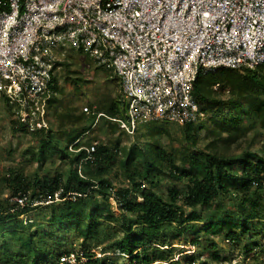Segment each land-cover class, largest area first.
Returning a JSON list of instances; mask_svg holds the SVG:
<instances>
[{"label": "built area", "instance_id": "built-area-1", "mask_svg": "<svg viewBox=\"0 0 264 264\" xmlns=\"http://www.w3.org/2000/svg\"><path fill=\"white\" fill-rule=\"evenodd\" d=\"M68 47L117 75L126 119H109L126 132L196 123L206 116L194 92L198 75L264 64V0H0V99L28 133L49 126L52 77ZM94 149L85 147L89 158ZM23 197L15 195L17 206ZM179 256L149 264H201ZM101 257L67 251L46 264Z\"/></svg>", "mask_w": 264, "mask_h": 264}, {"label": "trees", "instance_id": "trees-1", "mask_svg": "<svg viewBox=\"0 0 264 264\" xmlns=\"http://www.w3.org/2000/svg\"><path fill=\"white\" fill-rule=\"evenodd\" d=\"M66 57L60 61V65L65 70L69 67ZM210 74L213 73L198 75L194 81L197 100L200 104H207V107H201V110L206 116L210 114L207 111L212 112L211 115H223L230 107L236 108L238 112L219 125L217 136L221 141L219 138L209 141L204 148L197 147L196 134L192 132L195 124L184 125L185 140L193 147L184 151L182 155L181 162L187 167L186 170H181L179 165L170 160L171 154L164 147L151 144L148 140L144 144L134 143L128 148L121 149L119 141H116L112 147L105 143L88 142L87 147L90 145L95 147L93 158H89L85 145L80 143L78 133L71 134L66 141H63L60 136H53L50 123L48 128L32 132L39 136L36 152L32 157L41 163L49 152L55 153L58 158L67 160L68 171L53 176H39L36 173L31 180L22 174L13 172L8 174L7 179L14 186L13 192H32L30 197L32 202L23 207L16 205L13 209L10 207L4 209L0 205V235L3 239L0 242V261L2 260L4 264H46L48 257L55 258L53 252L55 253L56 250L45 244V236L40 234L38 229H31L32 224L18 219V216L29 210L33 200L50 201L44 205L46 208L53 206L49 220L52 223L56 222L57 226L65 230H76L84 241L99 237V220L96 214L108 209L109 213L104 218L107 221H119L121 218L119 232L122 233V237L107 245L105 251L129 254L132 264H149L152 261L168 260L174 256V246L168 234L175 230V237H179L185 231L193 233L196 230H204L212 235L225 231L224 236L228 243H234L239 239L237 229L242 228V231L248 232V225L240 223L243 219L238 216H242L246 206L253 202L247 195L251 190L257 193L264 191V146L257 151L254 150L253 154L245 151L235 155L228 149L230 143L243 136L248 129L257 128L264 135V64L254 68H220L212 78ZM59 76L60 71H57L52 77L50 86L52 97L49 101L47 117L49 120L50 105L53 103L63 105L65 110L61 113L56 112L62 129L79 122L83 115H75L73 111L66 109L67 104L56 97L60 91ZM61 76L65 77L66 81L74 82L69 71ZM215 84L227 88L228 102H221V99L215 95V90H218V87L214 88ZM212 102H215V105L212 106ZM123 109L118 99L104 96L99 100V108L96 111L101 113L100 118L108 122V128L115 131L117 127L109 117H120ZM241 117L246 119L247 126L242 128V131H238ZM17 122L21 130L28 133L24 125ZM81 129V135L86 134L90 130V125ZM240 132L243 133L239 134ZM224 134L226 137L222 139ZM69 144H72L71 149ZM117 152H120L121 156L115 163ZM165 162L169 164L165 165ZM78 164L94 165L98 168V173L91 177L81 175L77 171ZM115 164L127 182L126 186L117 189L113 187L110 179L104 176ZM163 171H167L173 178L187 180L186 190L179 191L173 188L168 192L167 197L155 192L153 188L159 184ZM72 193L74 200L67 199L66 197ZM56 194L62 200L59 206H55ZM95 195L102 196L105 200L104 208L97 205L93 210L84 211L82 197L93 198ZM222 196H227L230 200L238 199L241 210L238 213L213 210L209 216L196 210V207L211 208L213 201ZM109 197L115 198L121 210L120 218L115 217L111 211V206L107 202ZM186 207L192 209L186 211ZM127 215L134 218L131 219ZM254 216L256 215L253 212L244 215V218ZM197 223L203 225L197 228ZM41 230L45 232L44 234H49L45 227ZM197 236L187 241V244H181L198 247L200 239ZM162 246L167 248L163 249ZM210 247L215 248L216 245L211 243ZM83 249L85 252H91L86 246ZM212 257L215 260H222L216 250L212 252ZM201 258L200 253L184 257L187 261ZM102 264H114V262L103 261Z\"/></svg>", "mask_w": 264, "mask_h": 264}, {"label": "rangeland", "instance_id": "rangeland-1", "mask_svg": "<svg viewBox=\"0 0 264 264\" xmlns=\"http://www.w3.org/2000/svg\"><path fill=\"white\" fill-rule=\"evenodd\" d=\"M66 56V62L69 64V67L66 69L67 71L63 69L62 66L60 67L61 69L58 70L60 71L58 79L60 91L56 97L67 104L66 109L73 111L75 115H83V117L79 122L62 127L61 129L59 126V117L56 112L61 113V111L65 110V107L53 103L49 107L48 120L53 130V136H60L63 141H66L71 134L78 133L80 143L82 142L85 147H87L86 143L88 142L96 144L105 143L109 147H112L116 141H119L120 149L123 147L128 148L134 143L144 144V142L148 140L151 144L164 147L166 151L171 154L170 160H173L176 165H179L181 170L187 169L181 162L182 155L184 151L191 150L193 147L185 140V124L160 121L149 125H141L132 133H128L114 122L117 128L115 131H112L108 128V122L106 123L100 118L101 113H97L96 109L99 108V100L104 98V96L118 99L120 105H123L126 101V99L122 97L117 75L112 69L97 65L90 56L80 53L77 49L69 48ZM68 71L74 82L66 81L65 77L61 76L63 73L67 74ZM213 74H210L211 78ZM226 92L227 88L225 86H220L218 90H215V95L221 99V102H224L227 101L228 98ZM213 105H215V102H212V106ZM84 107H87L88 111H85ZM201 107L206 108L207 104L201 103ZM207 112L210 114H207V116L194 123V130L192 131L196 134L197 147L200 148H204L209 141L219 138L217 136L219 135V125L230 119L238 110L230 107L220 116L211 115L212 112L210 111ZM120 117L126 119L124 109ZM89 125L90 130L86 134L81 135V127ZM246 126V119L241 117L238 123V131H242L241 129ZM242 133L243 132H240L239 134ZM244 133L245 134L239 137L235 142L230 143L228 150L231 154L238 155L245 151H250L251 154H253L254 150L257 151L263 148L264 135H262L257 128L248 129ZM222 136V139H225L226 135L224 134ZM38 139L39 136L21 130L17 122L15 107L9 103L6 98H1L0 205L4 207V209L9 207L13 209V207L16 206L13 198L20 193L21 195L24 194V206L32 202L30 198L32 192H13L14 186L11 184V181L7 179L9 173L22 174L27 179L31 180L36 173H38L39 176H53L56 173H61L63 171L65 173L68 171L67 160L58 158L55 153L49 152L41 163L36 158L32 157V154L36 152L35 148ZM219 141H221V138H219ZM71 146L72 144H69L70 149ZM116 154L115 163L118 162L121 156L120 152ZM166 164H169V162H165V165ZM77 171L81 175L91 177L98 173V168L94 165L78 164ZM104 176L110 179L113 187L116 189L127 185L126 180L116 164L113 165L109 173ZM145 185L147 186V184ZM186 187L187 180L173 178L167 171H163L161 172L159 184L153 189L158 194L167 197L171 189L177 188L179 191H184ZM247 195L252 198L253 202L248 204L243 210L242 216L239 215L238 217L243 219L240 223L247 224L249 230L248 232H244L242 228L237 229L236 232L239 239H237L236 242L228 243L224 236L226 233L225 231L216 235L207 234L204 230H196V232L193 233L185 231L179 237H175V230L168 234V238L170 242L173 243L172 246H174L173 255L177 256V254H179V257L185 260V255H190L188 252L189 246L182 247L181 245L187 244V241L195 239L196 235H198L197 238L200 239V244L196 247V253H200V256H202L200 259L201 263L221 264L225 262L226 264H264V191L257 193L255 190H251ZM73 197L74 195L72 193L66 198L74 200ZM54 198L56 201L55 206H59L62 200H60L57 195H55ZM35 201L36 200H33V204L30 206L29 210L25 214L18 216V219L22 220L24 223L32 224L33 226L31 229H38L40 234L45 236V244L56 250L55 253L53 252L55 255L54 259L47 258L48 263L53 262L59 253L84 250L83 248L86 246L91 249V251H95V253L100 252L102 256L100 258L101 263H103V261H113L114 264H132V259L129 258V254L124 255L119 251H105L107 245L114 243L118 238L122 237V233L119 232L121 225V210L117 204L113 205L109 198L107 202H109L111 206V211H113L115 217H119L120 219L119 221H107L104 217L109 213L108 209H103L102 213L97 212L96 216L99 220V237L88 241H84L76 230H65L57 226L56 222L52 223V221L49 220L51 212L53 211V206L46 208L44 205L50 201ZM82 201V209L84 211L93 210L97 205L104 208L105 204V200L99 195H95L93 198L82 197ZM191 209L192 208L186 207V211ZM196 210L205 216H209L213 210L220 212L228 210L238 213L241 209L239 208L238 199L233 198L230 200L227 196H222L218 198V200L213 201L211 208L202 209L201 207H196ZM253 212L256 216L247 219L244 218V215ZM128 217L131 219L134 218V216ZM196 225L197 228H199L203 224L197 223ZM43 227L48 230L49 234H44L45 232L41 230ZM2 240L0 235V242H2ZM211 243L216 245V247H210ZM161 248L164 249L167 248V246H162ZM214 250L222 257V260H215L212 257V252ZM0 264H4L2 260Z\"/></svg>", "mask_w": 264, "mask_h": 264}, {"label": "bare ground", "instance_id": "bare-ground-1", "mask_svg": "<svg viewBox=\"0 0 264 264\" xmlns=\"http://www.w3.org/2000/svg\"><path fill=\"white\" fill-rule=\"evenodd\" d=\"M181 246L184 247V245H181ZM190 248H192V247H188V249H190ZM189 251H190V250H189ZM189 251H188V252H189Z\"/></svg>", "mask_w": 264, "mask_h": 264}]
</instances>
